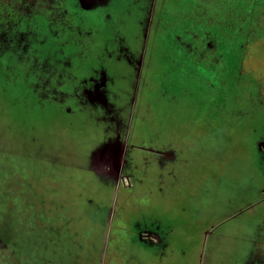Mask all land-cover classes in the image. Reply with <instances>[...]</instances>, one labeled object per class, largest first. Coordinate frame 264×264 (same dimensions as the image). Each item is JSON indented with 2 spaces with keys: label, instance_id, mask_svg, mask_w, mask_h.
Instances as JSON below:
<instances>
[{
  "label": "rangeland",
  "instance_id": "374dc122",
  "mask_svg": "<svg viewBox=\"0 0 264 264\" xmlns=\"http://www.w3.org/2000/svg\"><path fill=\"white\" fill-rule=\"evenodd\" d=\"M204 2L206 14L216 11L218 17L219 12H227L222 0ZM186 3V0H155L156 19L164 11L167 28L174 22L173 18L175 24H180L181 8L186 9ZM67 8V0H0V49L5 51L19 44L21 36L35 37L39 27L55 39L50 42L53 55L49 56L53 59H43L52 70L63 68L68 76L67 70L74 69L87 78L92 74V66L125 68L124 64L116 65L113 61L105 63L107 57H98L110 36L109 28H102L98 14L78 18L79 22L84 21L78 27ZM259 12L252 17L246 11V18L241 21L246 25H235V29L245 32L241 31L234 40L231 84L225 92L210 95L213 101L219 103L223 99L225 104L223 107L217 104L212 111L202 109V113L199 108L184 106L176 93L173 100L180 105H170L168 99L173 90L157 81L159 78L155 86L146 83L142 101L135 110L144 59L133 66L135 73L131 75L125 69L124 80L116 78L115 102L110 92L102 89L99 99L89 103L90 107L85 100L74 96L75 83L67 78L57 83L52 73L41 66L31 68L32 63L25 60L20 63L28 64L31 72L38 73L40 83H47L49 88L55 85L66 88L61 102L36 97L30 91L35 84L21 77L23 67L16 65L15 60L18 55L0 56V264L132 263L133 259L127 260L131 248L126 229L133 228L136 222H147L151 216H162L174 202L187 208L182 211L181 219L178 216L180 222L174 220V212L172 218H165L184 229L178 230V237H186L185 249L191 255L187 264H264V226L259 225L264 223V7ZM216 16L208 18V23L215 25ZM148 22L145 35L152 25L151 19ZM167 28L162 29L167 32ZM84 30L90 34L83 35ZM177 31L174 27L167 33L170 37ZM255 32L263 36L258 37ZM26 45L31 47L30 39ZM172 51H175L173 46L161 42L150 51L152 65L148 76L160 72L159 76L165 79V71L177 74L170 60ZM65 62H75L76 67L72 69ZM189 63L192 65L188 67H196L193 61ZM28 68L25 74L30 71ZM194 74L196 79L201 78L198 71ZM178 77L182 79L181 75ZM236 79L241 81L236 83ZM210 93L197 86L185 94L189 101ZM78 105L89 108L91 113L78 110ZM210 126L218 129L210 136H203L211 130ZM129 138L146 140L153 147L166 146L162 148L165 151L172 147L178 154L186 146L188 154L185 153L184 161L170 164L163 172L173 151L149 154L133 150ZM202 144L205 153H212L217 160L198 159L196 154ZM126 150L136 166L131 165L136 186L129 191L118 188L121 180L128 187L129 175L125 172L121 176L123 166L126 170L130 165L128 160L123 161ZM218 158L226 161L219 162ZM230 160L234 162L231 165ZM94 169L97 175L93 176ZM145 169L147 174L143 172ZM170 170L176 174L174 177L168 175ZM222 174L225 183L219 187ZM101 182L120 191L116 189L114 195L112 188H104ZM199 191L202 194L189 201ZM85 203H92L91 210H87L92 221L83 214ZM105 204L106 208H102ZM193 204L204 208L203 220L189 218ZM242 204L247 209L237 213ZM213 208L217 210L215 215L207 214ZM118 241L121 252L116 250ZM175 260L171 258L169 262Z\"/></svg>",
  "mask_w": 264,
  "mask_h": 264
},
{
  "label": "flooded vegetation",
  "instance_id": "af4514ba",
  "mask_svg": "<svg viewBox=\"0 0 264 264\" xmlns=\"http://www.w3.org/2000/svg\"><path fill=\"white\" fill-rule=\"evenodd\" d=\"M154 3H155V0H152V1L151 0H104L102 3H100L99 5H96L95 7L91 9H85L83 8L80 0H74V2L73 0H67V6H68L67 9H69L70 12L73 13L74 24H76L78 27H81L79 25L80 22L81 23L84 22L82 20H80L79 22L78 18H82V17L86 18V14H91V15L98 14V17L101 19V26L103 24L102 28H105V29L109 28L107 30H109L110 36L108 37V41L106 42V45L103 48L104 50H102L98 54V57H102V56L107 57L108 59L105 61V63L108 61H113V63H115L116 65L124 64L125 68H122L121 70H119L115 65H113L112 67L105 65L106 66L105 68L103 67L104 64L103 65L101 64V66L97 69L92 66L91 67L92 74L88 76L87 78L86 77L83 78L84 76H82L83 75L82 72H77L76 70L73 69V67H76L74 65L75 62L73 64L72 62H69V63L65 62L64 64L68 65L78 74H76L73 70L71 71V69L70 71L67 70L69 67L65 68L69 73L68 76H66V73L63 68L52 70V66L49 64V62L46 63L47 61H44L43 59H46V58L53 59V57L51 58L49 55L51 56L53 55L52 51H50L51 50L50 46H52L51 43L55 41V39L53 38V36L49 34L48 31L44 29L42 30L39 27H37L36 29L35 37L33 36L28 37L27 35H24L26 33V30H25L23 32L24 37L21 36L20 34L21 36V38H19L20 43L15 46H11L9 49L7 48L5 51L0 49V56H6V57L7 55L14 56L13 53H15V55H18L17 59L15 58V60L18 61L17 63L19 64L16 63V65L23 67L21 71V77L23 78V81L28 80V82L31 81L32 83L35 84V87L30 88V91L33 94H35V96L38 95L40 98H52L54 100L55 99L58 101L60 100L61 102L64 99L62 96L63 94H65L66 88L64 89L62 86L58 87V85H55L54 87L49 88V85L47 83H40L38 73L31 72L32 69L28 68V64L20 63L25 60L32 63L31 68L39 69V66H41L42 68L46 70V72L52 73L57 78V83H59V81H63L65 78H67L66 80H69V82L71 81L75 83L73 85L74 88L72 90L74 92V96L77 99L85 100L86 105L87 106L89 105L90 107L91 105L89 103H92L94 100L99 99L98 94L101 92L102 89L108 90L110 92L111 100L115 102L114 100H117L116 99L117 97L115 96L117 87L114 86L116 78L121 77V79L124 80L123 75H124L125 69H127V71H129V74L131 73V75L135 73L133 66H135V63L136 62L138 63L140 59H144L141 73H140V78L138 81V91H137V96H136L137 101L135 104V110H137L139 103L142 101V94L144 93L145 88H146L145 67L147 66L151 67L152 65V63H150V55H151L150 51L151 50L153 51L154 48H156L158 44L157 42L155 43L154 41L153 42L150 41L154 26H156L157 22L159 21V20L157 21L156 16H155ZM161 13H160L161 17L159 16L161 19L160 21L163 23L161 27L167 28V25L165 24V18H164L165 12L162 11ZM150 19L152 20L151 29L145 35L146 33L145 25ZM26 28L27 27H25V29ZM162 28L157 31L159 33H161L162 31L165 32L166 30ZM168 30H169V27L167 28V31ZM157 31L154 34H156ZM86 32L87 31L84 30L82 32L83 35L86 34ZM88 33L89 32H87V34ZM39 37L41 38L40 41H39ZM196 37H197L195 39L196 43L192 42L190 44H185L184 49L187 50V52H190L191 54H193V52L191 51L195 50L196 51L195 54L199 55V58L197 60H199L198 62H200L205 55L204 52L205 51L214 52L216 45L212 42H209L206 45H204L203 42H198V39L201 40L200 36L196 35ZM22 39L24 41H22ZM29 39L31 42V47H28L26 45L27 42H29ZM33 40H35L34 43H33ZM211 59L215 60L214 58H211ZM171 61L172 62L175 61L176 63L178 62L176 60H171ZM181 61H184L183 63L185 64L186 60L181 59ZM27 68L30 71L27 72V74H25V69ZM148 82L150 81L148 80ZM148 84L149 83H147V85ZM143 87H144V90H143ZM122 89H123V86L122 88L118 90L119 95L121 94V92H123ZM185 93L186 91L184 90L183 92L177 95H180L179 101L182 102L184 106H188L190 103L189 101L186 100L187 94ZM122 96H124V94ZM170 97L171 99H168V102H171L170 105L171 104L180 105L179 103H175L173 100L176 98L174 95V92L170 94ZM143 102L145 105L143 107H146L145 100ZM79 109L81 111L82 110L87 111L86 113L90 112L89 108L87 107L81 108L78 105V110ZM101 110L103 112V109ZM133 125H134V122H133ZM210 127H211V130L207 131L203 136H206V135L210 136L211 134H214L213 132L214 130L218 129V128H213L214 126H210ZM106 132H107V129H106ZM108 139L109 137L106 139V142L108 141ZM128 142H129V146H131L133 150L145 151V152H148L149 154L154 153L155 151L167 152L168 150H172L173 153L169 154V160L167 159L168 160L166 162L167 165L165 166L163 172L167 171L166 168L170 164H175L179 161H184V158L186 157L185 153L188 152L187 150H185L186 146H184L183 149H181L180 154H178V151L175 152L174 149H172L170 145L168 147H171V148H165L167 149V151H165L163 150L164 149L163 147H166V146L153 147V146H150L151 144H147L146 140L133 141L132 138H129ZM182 143L183 142H181V144ZM201 143L203 142L201 141ZM203 147L204 146L202 144V146L199 148V151H197L196 155L198 159L202 158V160L204 161L217 160L216 158L212 156V153L211 154L205 153L206 149H204ZM173 148L175 147L173 146ZM178 148H175V149H178ZM182 155H183V158H182ZM125 160H128L130 165H127L128 169L126 168V170H124V166H123L121 176H123L125 172L129 175V178L127 179L128 187L126 188L125 183L121 180V182L119 181L118 183L120 185L118 188L120 189L123 188L129 191V190L134 189V186H136L134 183L136 176L135 174L132 173L133 170L131 171V165H133L134 167L136 166L134 162L135 160L134 158L132 160V157H130V153L128 150H126V153L124 155V160H123L124 163H125ZM218 160L219 162L226 161V159H222V158H218ZM233 163H231V160H230V165ZM92 172L93 173L91 174L93 176L97 175L96 169L92 170ZM143 172L147 174V170ZM228 172H229V169L226 172V174H228ZM168 175L171 177H174L176 174L170 170V172H168ZM106 178H109V177L106 176ZM223 179H224V174L220 176L219 183L217 186L220 187L223 185V183H225L223 182ZM101 184L104 188H109V189L112 188V190L114 191L113 193L115 195V190L117 188H113L112 186L108 187L104 182H101ZM172 184L176 186L174 182H172ZM242 192H243L242 196H244L245 193L244 191ZM201 194H202L201 191H199V193L197 195H194V197H191L189 201L192 199V202H193V200L197 199L198 196H200ZM263 195H264V192H263ZM89 205L91 206L92 203L84 204L83 214L84 216L86 214V217L90 221H92V218L89 215V211L91 210V209L89 210ZM106 205L107 204L101 207L106 208L105 207ZM117 205L118 203L114 205L116 206L115 207L116 215L118 213ZM193 206L194 207H190L192 212L191 214H189V218L192 220H195V219L203 220L204 208L197 207L195 204H193ZM186 209H187L186 207H181V205L178 202H174V204L170 203L167 207V210L165 212H162L163 213L162 216H155V215L154 217L151 216V218H149L147 222H144V223L136 222V224L133 225V228L132 227H130L129 229L127 228L126 229V236H127L126 239L131 248L130 255L127 258V260L128 261H130L131 259L134 260L132 263L129 262V264H133L134 262L136 263L139 261H142V264L144 263L145 264H187V260L189 256L191 255L190 254L187 255V251L185 249L186 237H178L179 236L178 230L180 231L183 228L182 227L179 228L180 225L176 224L171 219L167 222L168 218H165L166 216L172 218V215H173L172 212H174V215L176 217L174 220L175 221L177 220V222H180L179 220L182 217V211L185 212ZM246 209H247V206L242 204L240 205V208L237 211V213L239 212L242 213ZM85 211H87L88 214ZM216 212L217 210L213 208V209H209L207 211V214L211 213L210 215H215ZM178 216L180 219L178 218ZM259 225L263 227L264 223L261 222ZM188 238L190 239L191 237H188ZM182 246H184V248H182ZM116 248H117L116 250L121 252V242L120 241L116 243ZM171 258H175L176 259L175 262H169ZM250 264H253V263L251 262Z\"/></svg>",
  "mask_w": 264,
  "mask_h": 264
},
{
  "label": "trees",
  "instance_id": "16d2710c",
  "mask_svg": "<svg viewBox=\"0 0 264 264\" xmlns=\"http://www.w3.org/2000/svg\"><path fill=\"white\" fill-rule=\"evenodd\" d=\"M186 1H187V3L185 4L186 9L181 8L183 9V11H182V18L180 24L178 23L175 24L174 18L172 19L174 22H171V24L169 23L171 26V27L169 26V30L170 28L176 27L178 29L177 34L176 33L174 34L173 32L169 37V33H167L168 31L167 32L162 31L160 35H157L158 33L157 30H160L162 28L161 25H163V23L161 22V25L157 27L158 24L157 22L156 26H154L150 39L151 42L153 41L155 43L161 42L163 44L168 43V45L174 47L175 51L171 52L170 58L171 60L178 61L177 62L178 64L175 61H173V64L176 67L177 74L176 72L174 75L173 72L171 71H165V79L159 76L160 72H158L155 76L153 75L152 77L150 76L151 78H149L148 71H150V67L147 66L145 67V78H146L145 83H149V85L155 86V81L157 80V78H159L157 81L159 80L162 81L163 86L165 85L169 86L168 89L173 90L172 92H174V94L175 93L179 94L177 92L181 93L184 90L188 92L189 90H191V88L197 86H199L204 91L205 90L211 91L210 94H200L199 96H195V97L191 96L192 98L189 99L190 104L188 106L193 110H195V108H199L201 109V113H202V109L212 111L213 109L217 108L216 107L217 104L220 107L223 104H225L223 99H220L219 103L215 102L216 100L213 101L210 95H214V93H216L217 91L225 92L228 89L229 85L231 84V79H229L230 66L235 64V62H233L234 60L233 56H235L234 47L236 46L234 40L238 37V35L241 34V31L242 33L245 32L243 30L235 29V25L237 26L239 23H240L239 25L245 24V23H241V21L243 20V18H246L245 17L246 11L247 14L249 11V14H251V16L252 15L257 16L260 13L259 11L261 7H264V0H248V1L222 0L223 5L226 6L227 12L226 13L219 12L218 17L215 14L216 11H214L215 13L212 12H208L207 14L205 13V11L207 10L204 7L206 6L204 0H186ZM199 1H203V2L200 3ZM254 2H256L257 5ZM245 5L247 6V10ZM204 14H206L207 16H204ZM213 14L217 17V18L214 17L216 19L215 25H211L210 23H208V18L209 20L213 18L212 17ZM251 16L249 18V21L251 20L252 17H254ZM165 24H167V22ZM253 26L257 27L256 21L255 23L253 21ZM187 27H189L190 29H184ZM242 27L243 26H241V28ZM189 30H191V33H189ZM156 31L157 33L154 34ZM196 35L200 36L201 38V40L198 39V42H203L204 45H206L209 42H212L216 45L214 52L211 51L204 52L205 55L200 62H198L199 60H197L199 58L198 54H191L190 52H187V50L184 49L185 44H190L192 42L196 43L195 41V39L197 38ZM255 35L258 37L263 36L262 33L258 35L257 32H255ZM241 38L242 36L240 37V39ZM211 58H214L215 60H212ZM181 59L186 60L185 64L183 63L184 61H181ZM189 61H193L195 63L193 65H195L196 67L195 68L188 67L187 65L190 64ZM195 71L201 73L200 79H196L193 76L195 75L194 74ZM180 75L182 76L181 80L178 77ZM185 77L186 79L184 80L183 78ZM217 77H219L218 78L219 80H216ZM148 80L150 82H148ZM198 80L201 81L202 84H200ZM240 81L241 79H236V81L234 82L239 83ZM153 88L154 87H152L151 91H153ZM157 88L158 86L156 84V89ZM199 114L200 113H197V115ZM80 213L79 215L81 216Z\"/></svg>",
  "mask_w": 264,
  "mask_h": 264
},
{
  "label": "water",
  "instance_id": "95a60500",
  "mask_svg": "<svg viewBox=\"0 0 264 264\" xmlns=\"http://www.w3.org/2000/svg\"><path fill=\"white\" fill-rule=\"evenodd\" d=\"M103 1L104 0H80L83 8H85V9H90L91 7L95 6L96 4L102 3ZM95 2H97V3H95Z\"/></svg>",
  "mask_w": 264,
  "mask_h": 264
},
{
  "label": "crops",
  "instance_id": "0c3cea01",
  "mask_svg": "<svg viewBox=\"0 0 264 264\" xmlns=\"http://www.w3.org/2000/svg\"><path fill=\"white\" fill-rule=\"evenodd\" d=\"M152 1V0H151Z\"/></svg>",
  "mask_w": 264,
  "mask_h": 264
}]
</instances>
